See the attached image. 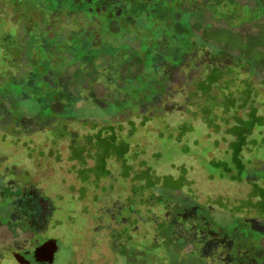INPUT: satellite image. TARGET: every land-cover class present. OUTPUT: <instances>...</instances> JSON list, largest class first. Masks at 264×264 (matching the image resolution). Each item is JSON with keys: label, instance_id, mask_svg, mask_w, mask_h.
Returning a JSON list of instances; mask_svg holds the SVG:
<instances>
[{"label": "rangeland", "instance_id": "1", "mask_svg": "<svg viewBox=\"0 0 264 264\" xmlns=\"http://www.w3.org/2000/svg\"><path fill=\"white\" fill-rule=\"evenodd\" d=\"M26 44L35 45L29 56ZM163 64L176 67L167 69L169 84L155 102L161 93L152 83L162 81ZM36 76L37 86L26 89L30 99L9 95L22 94ZM238 93L249 110L242 117H254L255 103L264 115V0H0L3 172L13 167L8 172L26 186L56 184L78 198L82 165L71 150L100 130V167L112 155L130 175L114 180L117 220L107 211L112 203H92L109 179H92L59 230L67 231L77 264H264V191L259 217L243 211L252 183L264 188V123L237 127L244 136L236 156L224 157V142L216 140L229 129ZM52 99L58 102L50 111ZM218 148L229 168L209 162ZM120 162L110 164L115 174ZM133 193L141 195L134 212ZM182 200L211 212L212 230L222 234L211 233L212 248L199 243L194 223L172 222ZM127 225L124 238L114 237ZM14 234L29 244L28 233ZM128 240L127 258L120 245ZM228 248H235L232 259Z\"/></svg>", "mask_w": 264, "mask_h": 264}, {"label": "flooded vegetation", "instance_id": "2", "mask_svg": "<svg viewBox=\"0 0 264 264\" xmlns=\"http://www.w3.org/2000/svg\"><path fill=\"white\" fill-rule=\"evenodd\" d=\"M116 9H118L117 6L113 7L114 12L116 11ZM161 43H163V40L162 42H159V45H161ZM175 58H179L181 60V63L183 56H176ZM169 67L172 68L176 66H166L163 64L162 68L160 69L163 77L162 81L160 82V84H158L157 82L152 83V86L160 90L161 93L160 96L156 97L155 102H157L162 96H164L162 94V89H167V84H169V76L167 69H169ZM241 94L242 93H238L237 97L240 101H236V104L232 109L234 111V114L232 117L233 120H231V122H228L229 129L225 132H220V134L216 136V140L224 142L223 150L226 153L224 157L236 156L237 154L233 147H235L236 144H242L241 140L244 135L240 136L236 134L235 131L237 127L251 122H253L254 124L256 123L255 125H257V123H264V115H259V111L261 110V108L256 103L255 105H251V107H249L257 110L255 112L254 117L252 119L242 117L243 114H246L247 116L248 109L246 107H243V102L241 98L243 97V95ZM208 97L210 99V96ZM250 101L251 100L248 101V104ZM146 105L148 104L143 102L140 104V108ZM249 114L251 115V111L249 112ZM92 129L95 128H91V130ZM109 132L110 133L108 135H115L114 129H111V131ZM114 137H116V135ZM230 137H232V139L234 137L235 139L231 140ZM103 138L104 137L100 134L99 130L92 136L86 135L84 139L85 142H79L76 148L74 150H71L72 157L76 159L79 164L82 165V169L79 172V175L82 179V184L77 191L78 198H75L74 196L68 193V191L71 189L67 187L64 188L63 186H59L56 184L51 185L44 191H40L37 187L33 185L26 186L25 184H23L22 181H20V178H17L16 174L14 175L8 172H13V167L9 168L8 171L3 172L4 170L2 166L4 165V163H6L8 158L6 156H3L2 153H0V236L6 237V241H2L3 243H0V262H2V264H77L73 260L74 252L72 246L67 240L63 238V236H67V231L59 232V230H62L65 227L66 222L71 221V214L73 212V209L78 204V202H82L84 196L86 195V186L90 185L89 181H91L92 179L94 182L97 183L103 181L105 178L109 179V184L103 189L105 195L100 197L97 194L92 199V203L93 205L98 204L102 201L112 203L113 208L107 209V211L109 210L110 212H113L112 217L113 219H116L121 209L118 210V213H116L117 209L114 206L115 201L112 198L115 191L114 186L117 182H120L122 178L127 179L130 175L124 176L121 174L120 168L122 162H120V159L112 155L107 158H104L102 160L103 166L100 167L101 159L98 155V150L96 149V139ZM215 143H218V141H215ZM128 153L129 151H127L124 156L126 157ZM218 154L220 156H216L217 158L211 159L209 160V162L212 164L219 163L220 167L222 168V166L226 165V162L222 160L219 148ZM113 160L120 162L119 172H116L118 174H115V166L113 164L110 167V164ZM87 162L91 165L84 167ZM127 162V164L132 167L130 161L128 160ZM14 167H16V164L14 165ZM133 172L135 174H138L135 171ZM238 179L240 181L243 180V178ZM114 180H116L117 182L114 183ZM136 182H138L137 179H135V183ZM135 185H137V183L134 184V186ZM53 186H58V189H53ZM50 190L55 191L57 193L56 198L50 197ZM259 190L264 191L263 185L257 182L252 183V194L249 199L244 200V202L249 203V207L243 210L253 211L256 213L257 217H259L258 213L260 212L257 209V205L261 202L258 197ZM61 191H63L64 193H58ZM133 195L134 199L130 200L128 204L133 203L134 212L135 206L137 205V199L140 198L141 201V195L139 193H133ZM62 197H64V199H67L64 200L62 199ZM166 203L169 205L168 199ZM178 211H180L181 213H176V216L173 217L172 222L176 223L177 220L183 221L186 227H188L187 224L189 222L194 223L195 231H200L201 233L199 243H202L204 247H207L210 243L212 233V219L210 216L211 212L209 211V209L206 207L197 206L195 201H189L185 202L184 204H180ZM124 219H126V215L122 216L120 218V221H123ZM236 221L240 222V219H236ZM18 229L22 232L28 233L29 235V244H27L26 246L19 245V242L16 241L17 234L14 233L15 230L17 231ZM163 229L165 231L166 226H162V231ZM50 231H52L54 234H50ZM128 231L129 227L127 225L126 227H124L123 230H120V232L116 231L113 235L114 237L119 238L121 240L122 238H124V235H127L129 233ZM4 233L6 235H4ZM9 235L11 237V240L8 239ZM162 235L166 241L170 239L169 237L164 236V232L162 233ZM49 240H55L56 247L47 250L38 261L35 254L37 249ZM199 243L197 244L199 245ZM62 245H64L65 248H63ZM130 245L131 243L129 240L126 244L121 243L120 253L123 254L124 257L128 258V251H126V249L129 250ZM171 245L174 249L176 248L174 246L176 245V243Z\"/></svg>", "mask_w": 264, "mask_h": 264}, {"label": "trees", "instance_id": "3", "mask_svg": "<svg viewBox=\"0 0 264 264\" xmlns=\"http://www.w3.org/2000/svg\"><path fill=\"white\" fill-rule=\"evenodd\" d=\"M24 37H26V36H24ZM26 39V38H25ZM20 42H22L23 40H19ZM27 41V40H26ZM28 43V42H27ZM27 45V50H26V53L28 54V56L29 55H31V53H32V51H33V49H34V47H35V45L34 44H32V45H30L29 46V44H26ZM37 78H35V81L33 80V78L29 81V83L23 88V92H22V94H17V95H15L14 94V91H10V93H9V95H14L15 97H17V96H21V99L23 98V96H30L29 95V93H28V91L26 90V89H34V87L35 86H37V83H38V80L40 79V76H36ZM12 87H14V85L12 86ZM18 98V97H17ZM29 99H30V97H29ZM54 102H58V101H55V99H52V101H51V103H50V106H48V110H50V111H52L53 110V106H54V104H52V103H54ZM214 165L216 166V168L219 170V169H225V167L226 168H229L228 166H226V165H224V166H222V168L220 167V164L219 163H214ZM228 175H232V173H231V171L229 170V172H226ZM166 199V198H165ZM180 202H182L183 204L185 203L183 200L182 201H180ZM261 212V211H260ZM181 213V212H180ZM177 214H179V213H177ZM194 214H196V213H194ZM194 214H192V215H194ZM240 223V222H239ZM175 229H176V227H175ZM212 229H213V227H212ZM218 231V230H217ZM217 231H213V230H211V232L213 233V234H215V235H217V236H220L221 237V235H220V233L219 232H217ZM227 238H224V239H222V240H226ZM231 238H229V239H227L228 241L230 240ZM213 243H215V242H212V239L210 240V243H209V245H208V247H210V248H212L213 246H214V244ZM172 244V243H171ZM187 244H192L193 245V243H191V242H188ZM175 246V245H174ZM216 247H217V245H215ZM235 248H232V250H230V248H228V251L230 252V258H231V255L233 254V253H235ZM232 259V258H231ZM172 262H173V260H172Z\"/></svg>", "mask_w": 264, "mask_h": 264}, {"label": "water", "instance_id": "4", "mask_svg": "<svg viewBox=\"0 0 264 264\" xmlns=\"http://www.w3.org/2000/svg\"><path fill=\"white\" fill-rule=\"evenodd\" d=\"M56 247V241L55 240H49L45 244H43L41 247H39L36 251V257L37 260L39 261L40 257L45 254L47 250H50L52 248Z\"/></svg>", "mask_w": 264, "mask_h": 264}]
</instances>
